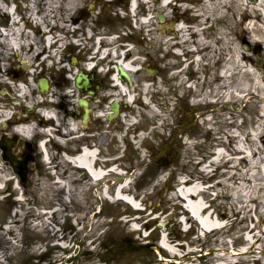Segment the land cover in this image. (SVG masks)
<instances>
[{"label":"rangeland","instance_id":"rangeland-1","mask_svg":"<svg viewBox=\"0 0 264 264\" xmlns=\"http://www.w3.org/2000/svg\"><path fill=\"white\" fill-rule=\"evenodd\" d=\"M30 1L0 0V24H4L5 6L15 2L18 13L27 17L24 8ZM35 3L36 8L40 4L44 10L50 5V11H54V6L61 8L66 0ZM247 4L243 26L233 19L231 36L227 34L224 39L223 34L219 69L210 65V70H204L201 66L202 71L199 69L192 82L194 91L183 88L178 92L173 66L168 70L170 82L165 84L160 78L163 65L155 60L132 72L134 84L130 89L137 98L132 103L135 110L122 95V114L109 124L103 123L99 140L87 139L101 149L100 160L102 157L106 161L103 166L114 164L121 173L111 172L96 182L84 170L69 168V161L62 155L64 150L69 152L66 137L62 144L52 138L47 160L36 154V168L26 185L15 184L18 176L4 159L0 264H264V179L258 169L264 162V152L260 147L255 149L264 143V126L259 127L264 111V73L257 55L244 50L240 35L246 34L253 44L264 48V42L256 39L264 38V27H259L264 25V0ZM234 13L241 14L240 8ZM65 30L49 32L64 40L61 34ZM115 30L120 37L121 29ZM19 31L22 45L17 50L10 43L9 51H5L4 39H0L6 62L5 89L17 82H13L14 77H22L9 72L15 53L25 54L28 44L22 39L38 38L39 47H43L39 27L26 25ZM146 47L142 43L132 47L133 57L138 54L135 65L144 62ZM65 50L59 51L62 54ZM206 56L207 61L217 58L216 54ZM50 67L57 70L54 65ZM150 68L158 71L151 75ZM146 82L150 84L147 95L158 110L142 98ZM4 98L10 99L6 95ZM64 127L57 125L52 131L64 137ZM257 130L262 131V138L255 134ZM239 135L247 149L256 151L254 156H244L235 149ZM75 138L76 145L81 143ZM221 145L226 157L210 161L213 149ZM123 177L129 180L125 195L137 200L139 210L112 197L116 182ZM185 180L200 187L197 196L207 207L202 214L206 224L210 226L217 216L223 225L203 230L185 209V201L177 194ZM158 232L160 236L173 233L166 237L171 238V251L147 246L155 244ZM243 247L246 251L237 253Z\"/></svg>","mask_w":264,"mask_h":264},{"label":"flooded vegetation","instance_id":"flooded-vegetation-1","mask_svg":"<svg viewBox=\"0 0 264 264\" xmlns=\"http://www.w3.org/2000/svg\"><path fill=\"white\" fill-rule=\"evenodd\" d=\"M183 2V0H180ZM191 5L194 6L196 16L189 21V26H194L196 32H192V39L197 43L205 41L201 47L205 45L202 51H209L212 46L208 47L207 44L217 45L219 54L218 58L221 57L222 37L224 34L227 38L231 36L232 32V20L234 17V7L239 4L242 6L244 0H189ZM246 1V0H245ZM180 9L177 11L179 12ZM183 11V10H182ZM176 12L174 5H169V0H66L65 5L62 9H55L52 13L54 21L56 19L64 20L71 26L78 28L93 29V36H87L83 30H75L73 28L67 34L66 39L70 43V52L64 54L60 60L68 62L69 67L73 64L83 67L85 61L88 59L87 49L82 50L81 48L74 47L72 41L90 42L94 43L97 38L101 36H109L111 29L115 27H135L139 26L146 30L147 36L143 40L147 45L148 58L149 60L156 59L163 66V81L165 84L169 83V67L173 66L175 70H182V63H175L172 65L169 63L170 59H173L169 53V32H174V26L182 20V14ZM186 14H189L186 12ZM240 17L243 18V15ZM109 29L107 33L103 32V29ZM105 41H108L106 39ZM210 42V43H208ZM106 46V43H104ZM77 52H73V49ZM131 54V52L129 53ZM4 54H0V57ZM51 54H40L34 59L41 61L46 57H50ZM106 62V61H104ZM108 63V60L107 62ZM222 60H215L214 66L217 69L220 67ZM210 66H205L207 68ZM100 69V68H99ZM95 68L89 71L91 77V85L89 89H80L74 80H64L62 77L56 75V71L48 69L45 66H40V73H45L49 76L50 89L55 85L59 86L58 90L51 89L44 93L49 101H52L51 110H54L58 117L63 118L67 123L76 121L78 127L82 130H86L89 134L101 135V119L95 117L96 112L99 110H110L113 105V97L109 94L112 92L106 82L110 74L114 69H109L107 74L104 76L103 72ZM219 69V68H218ZM174 70V69H173ZM78 74V71L76 75ZM75 75V76H76ZM184 70H182V78ZM194 76V74H192ZM107 77V79H106ZM184 81V80H183ZM181 84V80L178 82V90L184 87ZM110 87L108 95L105 94L106 90ZM69 91L65 93L66 90ZM104 90V91H103ZM39 92V90H37ZM10 96V95H9ZM31 98H37V92L34 91ZM10 98H13L10 96ZM85 99L87 104L80 103L81 99ZM40 100V99H39ZM8 103L12 105L17 113L24 115V107L21 105H15L7 100H4V60L0 58V173H4V156H15L20 155L23 148L14 149L9 151L4 149V135L9 133L10 128L17 121L19 115L12 114L4 117V110H6ZM41 106H50V102H41ZM45 104V105H43ZM36 108H29V113H35ZM87 122L84 123V120ZM5 124V125H4ZM87 134L86 138H88ZM74 135L73 131L70 132L69 136ZM85 140V138H84ZM83 142V141H82ZM70 146H74L79 149L81 143H76ZM75 151V150H70ZM4 195V181L0 183V197Z\"/></svg>","mask_w":264,"mask_h":264},{"label":"bare ground","instance_id":"bare-ground-1","mask_svg":"<svg viewBox=\"0 0 264 264\" xmlns=\"http://www.w3.org/2000/svg\"><path fill=\"white\" fill-rule=\"evenodd\" d=\"M263 22H264V16H263ZM257 23H253V27H256ZM260 25V24H259ZM258 26V25H257ZM260 27V26H259ZM183 30L185 31L184 27ZM6 36H9L10 40L9 42L12 43V47L13 46H20L21 47V40L19 39V28H17L16 30H13L12 28L9 29L8 31H3ZM49 42L51 41V37L48 36L47 37ZM34 51V48H31V52ZM199 61V58H197ZM134 60L128 57H121L120 59L117 60V63L119 65H122L125 70H127L128 72L134 71L137 69V66L134 65ZM114 84H116V86H118V95H124L126 96L125 99L129 102L133 99L134 94L132 93L130 87H128L127 85H125L124 83L117 81L116 77H114ZM145 87H147V84H145ZM18 90H20L21 92H25V90L23 89V87H18ZM41 101L38 100L37 103H40ZM46 113H48L49 115L51 114L52 116H55L54 113H52L51 110H47ZM8 115L7 112H4V117H6ZM263 118L260 122H259V127H261L263 129L264 126V111L261 112L260 114V119ZM71 123V127H75V124ZM130 124V123H129ZM18 130L20 132H25V133H30L29 131H33V127L32 126H27L24 128H18ZM258 138H262L263 134L262 131H256L255 133ZM234 137V136H233ZM238 138V139H237ZM242 135L236 137V142L235 143V149L237 151H241L243 152V155L246 156H254L255 152L247 149V147L242 143L241 141ZM60 141L63 142V138H59ZM46 142V141H44ZM264 142V141H263ZM42 147L45 149V143L42 145ZM262 148L263 150H261V152H264V143L262 145V147L257 144L255 149L258 150V148ZM97 149H88L87 147H84L83 152L81 154H78L76 157L73 158H69L73 163H75L76 165L78 164L79 166L85 168L86 170H88L91 175L95 178V179H102L103 177L106 176L105 170H103L101 167H93L94 165V161L96 160V151ZM226 153L224 151L223 148H217L213 154V160L215 162H218L221 160V158L226 157ZM47 156V155H46ZM264 157V154H263ZM114 169H116V167H114ZM259 171L263 174V179H264V162L259 164L258 166ZM121 173V172H120ZM254 173V172H252ZM0 175H2L0 173ZM1 177V176H0ZM252 178V176H250ZM61 181V180H60ZM129 184V180L127 177H123V179L121 181L116 182L115 184V193L113 194L112 197L114 198H118V200L121 198H123V196L125 195V191H127V187ZM199 189L200 187H198L197 183H191L190 180H185L183 182H181L179 184V188L177 190V194L178 196L185 201V207L191 212V214L193 215V217H195L200 225L202 226L203 229H209L210 227L212 228H216L218 226L221 225V222L216 219L215 217L212 218L211 222H210V226L206 224L205 220H204V216L202 214L205 213V206L204 204H202L201 199L198 198L197 194H199ZM126 197V195H125ZM127 198V197H126ZM130 199V198H129ZM135 203V202H133ZM215 218V219H214ZM171 238L168 239L166 237L161 238L160 239V243L162 244L163 247L171 249L169 247V242H170Z\"/></svg>","mask_w":264,"mask_h":264},{"label":"water","instance_id":"water-1","mask_svg":"<svg viewBox=\"0 0 264 264\" xmlns=\"http://www.w3.org/2000/svg\"><path fill=\"white\" fill-rule=\"evenodd\" d=\"M121 71H122V73L125 74V72L123 70H121ZM125 75H127V74H125ZM6 159H9L10 162H11V164H13L15 170L17 172H19L20 174H22V172H21V166H22V162L25 159L24 157H7Z\"/></svg>","mask_w":264,"mask_h":264}]
</instances>
